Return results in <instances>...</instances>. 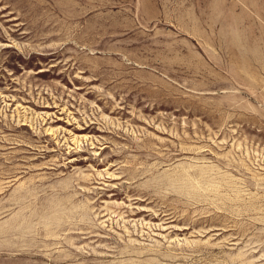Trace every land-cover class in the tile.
I'll use <instances>...</instances> for the list:
<instances>
[{
  "label": "rangeland",
  "instance_id": "374dc122",
  "mask_svg": "<svg viewBox=\"0 0 264 264\" xmlns=\"http://www.w3.org/2000/svg\"><path fill=\"white\" fill-rule=\"evenodd\" d=\"M0 264H264V0H0Z\"/></svg>",
  "mask_w": 264,
  "mask_h": 264
}]
</instances>
